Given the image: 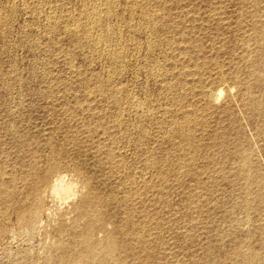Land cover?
I'll list each match as a JSON object with an SVG mask.
<instances>
[{
  "label": "rangeland",
  "instance_id": "1",
  "mask_svg": "<svg viewBox=\"0 0 264 264\" xmlns=\"http://www.w3.org/2000/svg\"><path fill=\"white\" fill-rule=\"evenodd\" d=\"M263 196L264 0H0V264H264Z\"/></svg>",
  "mask_w": 264,
  "mask_h": 264
},
{
  "label": "bare ground",
  "instance_id": "2",
  "mask_svg": "<svg viewBox=\"0 0 264 264\" xmlns=\"http://www.w3.org/2000/svg\"><path fill=\"white\" fill-rule=\"evenodd\" d=\"M104 1H105V0H104ZM101 2H102V1H101ZM106 2H107V1H106ZM108 5H109V4H108ZM110 5H111V4H110ZM110 5H109V6H110ZM91 9H92V6H91ZM93 9H94V8H93ZM89 10H90V9H89ZM89 10H87V13H88ZM91 11H93V10H91ZM96 11H97V10H96ZM89 12H90V11H89ZM94 12H95V11H94ZM85 14H86V13H85ZM85 14H84V15H85ZM100 15H101V14H100ZM85 16H86V15H85ZM88 16H89V14H88ZM90 17H91V16H90ZM90 17H89L88 20L91 19ZM85 18H86V17H85ZM94 18H97V17H94ZM99 18H100V17H99ZM91 20H92V19H91ZM91 20H90V21H91ZM93 20H94V19H93ZM99 20H100V19H99ZM80 21H81V20H80ZM74 22H76V21H74ZM74 22H73L72 24H74ZM87 22H88V21H87ZM92 22H93V21H92ZM149 22H150V21H149ZM77 23H78V21H77ZM77 23H76V24H77ZM79 23H80V22H79ZM90 23H91V22H90ZM87 24L89 25V28H87L88 30H87L85 27H84V28L86 29V31H89V29H90L92 26H90L89 23H87ZM152 24H153V23H152ZM68 25H69V24H68ZM83 25H85V24H83ZM88 25H87V26H88ZM91 25H95V24L93 23V24H91ZM69 26H70V25H69ZM74 26H75V25H74ZM76 26H77V25H76ZM81 26H82V25H81ZM81 26H79V27H81ZM64 27H65V26H64ZM79 27H78V28H79ZM148 27H151V26H148ZM81 28H82V27H81ZM100 28H101V27H100ZM70 29H71V28H70ZM73 29H74V27H73ZM75 29H76V27H75ZM151 29H152V28H151ZM81 30L84 32L83 29H81ZM149 31H150V30H149ZM77 32H78V29H77ZM80 32H81V31H80ZM83 32H82V33H83ZM89 32H90V31H89ZM89 32H87V33H89ZM96 32H97V31H96ZM73 33H74V32H73ZM91 33H92V31H91ZM103 33H104V32H103ZM103 33H101V34H103ZM150 33H151V32H150ZM154 33H155V32H154ZM84 34H85V33H84ZM104 34H105V33H104ZM85 35H88V34H85ZM105 35H106V34H105ZM105 35H104V36H105ZM98 38H99V37H98ZM100 38H103V37H100ZM104 38H105V37H104ZM77 39H78V38H77ZM101 40H102V39H101ZM77 41H79V40H77ZM105 43H106V42H105ZM90 44H91V43H90ZM78 45H80V44H78ZM95 46H96V45H95ZM89 47H90V45H89ZM89 47H88V48H89ZM89 49H90V48H89ZM110 50H111V49H110ZM102 54H103V52H102ZM112 54H113V53H112ZM118 54H119V53H118ZM115 55H116V54H115ZM113 56H114V55H113ZM117 57H118V56H117ZM114 58H115V57H114ZM114 58H113V59H114ZM115 59H116V58H115ZM116 60H117V59H116ZM107 80H108V79H107ZM109 80H110V79H109ZM103 83H104V82H103ZM110 92H111V91H110ZM208 94H209V93H208ZM209 96H210V95H209ZM212 96H213V95H212ZM212 96H210V97H212ZM213 97H214V96H213ZM215 97H216V96H215ZM215 97H214V98H215ZM206 98H207V97H206ZM214 98H213V99H214ZM210 99H211V98H210ZM213 99H212V100H213ZM215 99H216V98H215ZM215 99H214V100H215ZM208 102H209V101H208ZM215 102H216V101H215ZM209 104H210V103H209ZM187 116H188V115H187ZM187 116H186V117H187ZM183 117H184V116H183ZM188 117H189V116H188ZM188 117H187V118H188ZM184 118H185V117H184ZM188 119H189V118H188ZM186 121L188 122L189 120H186ZM175 122H176V121H175ZM187 122H184V123L187 124ZM188 123H189V122H188ZM182 124H183V123H182ZM173 125H174V124H173ZM179 125H181L180 122H179L178 126H179ZM184 125H185V124H184ZM187 125H188V124H187ZM180 127L183 128V125H181ZM188 129L190 130L189 127H188ZM186 130H187V129H186ZM191 130H192V129H191ZM191 130L189 131V133L191 132ZM181 131H182V130H181ZM187 132H188V131H187ZM187 132H186V133H187ZM180 133H181V132H180ZM183 133H184V132H183ZM181 134H182V133H181ZM187 135H188V134H187ZM187 135H186V136H187ZM243 153H244V152H243ZM243 155H244V154H243ZM245 159H246V158H245ZM248 162H249V160H248ZM241 164H242V163H241ZM244 167H245V166H244ZM246 171H247V170H246ZM244 173H245V172H244ZM246 173H247V172H246ZM240 174H241V173H240ZM245 175H246V174H245ZM245 175H244V176H245ZM49 176H50L49 173L46 174V175H44V177H43V179H42V183H43L44 186L47 184L46 182L48 181L47 179L49 178ZM236 178H237V177H236ZM250 183H251V182H250ZM38 184H40V183L37 182V185H38ZM256 187H257V186H256ZM83 190H84V189H83ZM256 192H257V191H256ZM262 192H263V191H262ZM10 193H11V192H10ZM4 194H5V193H4ZM7 195H8V194H7ZM37 196H38V198H39V195H37ZM254 197H255V196H254ZM263 197H264V196H263ZM262 199H263V198H262ZM95 200H96V199H95ZM37 201H38V200H37ZM37 201H36V202H37ZM85 201H88V200H85ZM97 201H98V200H97ZM253 201H254V200H253ZM88 202H89V201H88ZM98 202H99V201H98ZM86 203H87V202H86ZM89 204H90V203H89ZM261 204H262V203H261ZM261 204H260V205H261ZM81 205H82V204H81ZM83 206H85L84 203H83ZM237 206H238V205H237ZM242 206H243V205H242ZM36 207H37V205L34 206L33 208H31V209L29 210V212H28V215H27V216H28V220H27V221H28L29 223H32V221L34 220V218L37 216V215H36V214H37V208H36ZM91 207H92V206H91ZM249 211H250V210H249ZM245 212H246V211H245ZM80 213H81V212H80ZM250 213H251V212H250ZM84 216H85V215H84ZM244 216H245V215H244ZM248 216H249V215H248ZM76 217H77V216H76ZM86 218H87V217H86ZM20 219H21V218H20ZM92 219H96V218H92ZM93 221H97V220H93ZM93 221H92V222H93ZM90 222H91V221H90ZM72 223H73V222H72ZM94 223H95V222H94ZM73 224H74V223H73ZM92 225H93V224H92ZM92 225H91L90 223H88V225H87V229H86V232H85L86 234L84 233V234H85L84 237H83V236H82V238H79V237H78V238H79L78 240L82 239V240H81V243H82V245L85 246L86 252H88V253H91V252L94 251V247H93V246H94L95 243L97 242V241L95 242V240H94V242H95L94 244H93V242L90 243V237H92V234H93V232H94V231H93V227H94V226L92 227ZM75 229H76V228H75ZM94 229H95V228H94ZM58 230H59V229H58ZM76 232H77V231H76ZM78 233H80V232H78ZM138 233H139V232H138ZM125 234H126V233H125ZM81 235H83V232H82ZM81 235H80V236H81ZM99 236H100V235H99ZM114 236H115V235H114ZM109 237H110V236H109ZM115 238H116V237H115ZM97 239H99V238H97ZM109 239H112V238H109ZM109 239H108V241H107V246H106V247L99 246L100 244H97V246L100 247V248H99V247H97V248L100 249V250H101L102 252H104V253H106V252L109 253V250L115 247V246H114V243L112 242V240H109ZM117 239H118V238H117ZM105 240H107V238H106ZM105 240H104V241H105ZM263 240H264V238H263ZM113 241H115V240H113ZM245 241H246V240H245ZM117 242H118V241H117ZM79 243H80V242H79ZM118 244H120V243H118ZM65 245H66V244H65ZM80 245H81V244H80ZM82 245H81V246H82ZM92 245H93V246H92ZM101 245H102V244H101ZM139 245H140V244H139ZM49 246H50V245H49ZM81 246H80V247H81ZM116 246H117V245H116ZM122 246H123V244H122ZM54 247H55V246H54ZM58 247H59V249H60V246H58ZM58 247H56V248H58ZM65 247H68V246H65ZM118 247L121 248L120 245H119ZM48 248H49V247H48ZM61 248H62V246H61ZM115 248H116V250H117V247H115ZM115 248H114V249H115ZM122 248H124V247H122ZM70 249H71V248H70ZM70 249H69V250H70ZM82 249H83V248H82ZM95 249H96V246H95ZM254 249H255V248H254ZM60 250H61V249H60ZM65 250H67V249H65ZM69 250H68V251H65V252H69ZM123 250H124V249H123ZM62 251H63V250H62ZM71 251H72V249H71ZM74 251H75V250H74ZM77 251H78V250H77ZM83 251H84V250H83ZM96 251H97V250H96ZM101 251H100V253H101ZM121 251H122V249H121ZM125 251H126V250H125ZM237 251H238V248H237ZM65 252H64V254H65ZM79 252H81V250H79L77 253H79ZM84 252H85V251H84ZM86 252H85V253H86ZM94 252H95V251H94ZM110 252H112V251H110ZM114 252H115V251H114ZM77 253H76V255L79 256L80 253H79V254H77ZM88 253H87V254H88ZM248 253H249V252H248ZM62 254H63V253H62ZM69 254H70V252H69ZM82 254H84V253H82ZM93 254H94V256H93ZM93 254H92V256H93V258H95L97 255H99V252H98V253L96 252V253H93ZM95 254H97V255H95ZM101 254H102V253H101ZM113 254H114V253H113ZM113 254H112V255H113ZM115 254H116V253H115ZM245 254H246V252H245ZM57 255H58V254H57ZM66 255H67V253H66ZM66 255H65V256H66ZM118 255H119V254H118ZM234 255H236V254H234ZM258 255H259V254H258ZM68 256H70V255H68ZM80 256L83 257V255H80ZM85 256H86V255H85ZM87 256H88V255H87ZM92 256L90 255V258H91ZM56 257H57V256H56ZM59 257L61 258V256H59ZM82 257H81L80 259L83 260ZM97 257H98V256H97ZM99 257H100V255H99ZM99 257H98V258H99ZM102 257L104 258L103 254H102ZM109 257L111 258V256H109ZM109 257H107V258H109ZM114 257H115V256L113 255V258H114ZM258 257H259V256H258ZM60 258H59V259H60ZM63 258H65V257H63ZM63 258H61V259H63ZM88 258H89V257H88ZM90 258H89V259H90ZM93 258H92V259H93ZM236 258H237V257H236ZM245 258H246V256H245ZM245 258H244V259H245ZM71 259H72V257H71ZM92 259H90V261H93ZM100 259H101V258H100ZM114 259H115V258H114ZM114 259H113V260H114ZM124 259H125V258H124ZM237 259H238V258H237ZM251 259H252V258H251ZM85 260H86V259H85ZM94 260H95V259H94ZM105 260H106V258H105ZM109 260H111V259H109ZM109 260H108V261H109ZM238 260H239V259H238ZM70 261H71V260H70ZM88 261H89V260H88ZM120 261H121V259H120L118 262L120 263ZM234 261H235V258H234ZM253 261H254V260H253ZM59 262H60V261H59ZM62 262H63V261H62ZM62 262H61V263H62ZM82 262H83V261H82ZM95 262H96V260H95ZM97 262H98V261H97ZM115 262H116V261H115ZM115 262H114V263H115ZM123 262H124V261H123ZM123 262H122V263H123ZM242 262H243V261H242ZM250 262H251V261H250ZM255 262H256V259H255ZM262 262H263V261H262ZM61 263H60V264H61ZM89 263H91V262H89ZM100 263H101V261H100ZM106 263H107V261H106ZM110 263H111V262H110ZM110 263H109V264H110ZM258 263H259V262H258ZM57 264H58V263H57ZM85 264H86V263H85ZM91 264H92V263H91ZM96 264H97V263H96ZM98 264H99V263H98ZM102 264H103V261H102ZM104 264H105V262H104ZM116 264H117V263H116ZM123 264H124V263H123ZM125 264H126V263H125ZM134 264H135V263H134ZM247 264H248V263H247ZM250 264H251V263H250Z\"/></svg>",
  "mask_w": 264,
  "mask_h": 264
}]
</instances>
